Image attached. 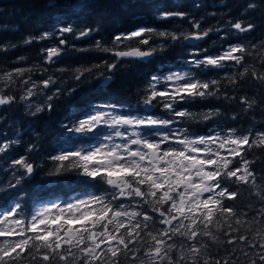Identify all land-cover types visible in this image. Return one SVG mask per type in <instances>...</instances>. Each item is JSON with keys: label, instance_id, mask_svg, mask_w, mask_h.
Instances as JSON below:
<instances>
[{"label": "trees", "instance_id": "trees-1", "mask_svg": "<svg viewBox=\"0 0 264 264\" xmlns=\"http://www.w3.org/2000/svg\"><path fill=\"white\" fill-rule=\"evenodd\" d=\"M197 3L199 7L195 6ZM162 12H183L187 13V18L157 19ZM192 20L201 22L198 31H207L206 37L195 45L183 40L173 42L169 38L164 50H159L164 38L157 33L187 37L197 31L190 23ZM237 21L244 27L252 24V30L228 35L222 40L225 33L216 29ZM61 26L74 29L72 33L64 34L66 45H60L58 34L39 39L44 32L52 33ZM141 27L153 30L146 38L150 37V43L157 48V52L143 60L120 58L118 61L115 50L130 47L151 50L139 39L125 41L118 46L113 44L116 35ZM88 28L94 30L92 35L78 39V33ZM232 32L236 30L232 29ZM30 38H33L32 42L27 43ZM240 44L246 46L241 64L226 61L223 68L203 71L193 67L192 73L197 79L217 81V85L212 87L216 95L177 104L176 110L186 111L188 115L178 118L179 123L175 127L187 131L189 136L206 135L212 129H236L237 136H243L252 130L250 143L252 139L257 143L251 148L241 146L240 157L233 159L231 165L234 169H241L238 175H244L243 161L247 160L246 171L251 176L246 181L236 178H225L223 181L224 187L237 193L234 199L223 198L224 206L231 207L236 215L225 221V216L217 213L215 220L218 224L208 227L216 238L213 239L212 235L200 236L195 245L202 249L196 257L198 264H206V261L213 264L217 261L220 264H252L258 260L257 253L264 252V248L260 247L264 245V144H259L255 135L264 132V0H0V97L14 98L11 103L0 105V143L15 139L20 141L19 145L13 144L9 151L0 154V189L8 188L12 176L11 171L3 169L11 164V160L25 156L28 163L35 165V172L14 190L16 195L23 196L24 216L40 203H61L71 201L73 197L86 198L90 193L101 195L111 191V186L99 180L84 182L77 179L78 173L73 170L62 176L55 175L59 162L51 157L59 154L58 149L77 150L74 146L95 142L91 135H67L62 125L78 121L92 103L116 101L136 105L143 101L150 78L154 74L162 76L177 69L189 59L194 47L202 50V59L205 54L215 57L230 46ZM51 45L61 47L63 51L53 62H47L43 50ZM107 64H117L115 71L108 72ZM18 69L24 70L22 75L16 74ZM87 70H91L90 75L77 84L75 76ZM100 73L111 76V83L100 87L97 79ZM50 77L57 83L45 89L42 81ZM29 79L38 86L33 89L31 97L27 96V90L32 84H25ZM58 87H63L65 91L52 99L53 107L49 111L46 106L48 97ZM72 88L76 91L71 96L67 95V90ZM42 105L43 110L37 112L36 109ZM209 113L211 116L206 119ZM152 114L163 119L174 118V114L170 115L161 104L154 105ZM30 144H35L36 150L28 152ZM12 194L0 191V206L9 201ZM148 199L151 201L150 196ZM119 205H125L126 211L140 212L141 221L145 212L153 215L155 224L149 232L142 233V241L131 245L133 251L139 250V259L134 260L129 254L127 257L120 255L118 261H113L109 253L101 264H152L145 257L147 248L143 245L150 242L149 233L162 232L166 226L160 224L158 213L153 214L152 205L140 202L139 198L131 202L120 199L113 210L119 211ZM124 222L127 223V219ZM93 230L103 231V228ZM30 236L34 234L25 231L23 238ZM239 236H245L247 242L240 241ZM233 237L235 242L229 243ZM20 238L19 233L0 236V248H6L7 243ZM168 243L173 246L170 255L174 262L193 264L194 254L190 251L193 244L186 237L177 234ZM49 251L26 249L12 264H45L42 257ZM59 255H66V252L53 256L51 264H64ZM75 255L78 257L80 254L75 252ZM67 264H81V261L70 259ZM162 264H168V260L165 259Z\"/></svg>", "mask_w": 264, "mask_h": 264}, {"label": "snow or ice", "instance_id": "snow-or-ice-1", "mask_svg": "<svg viewBox=\"0 0 264 264\" xmlns=\"http://www.w3.org/2000/svg\"><path fill=\"white\" fill-rule=\"evenodd\" d=\"M195 6L200 5L197 3ZM174 17L184 19L187 18V13L162 12L157 19ZM190 23L197 31L187 37L168 32L157 33L164 38L159 50H164L169 38L173 42L183 40L184 43L195 45L208 35L207 31L203 33L198 31L200 21L192 20ZM252 28V24L244 27L237 21L229 22L216 31L225 33L221 37L223 40L228 35L246 33ZM232 29L236 32L233 33ZM73 31L71 26H61L52 33L44 32L39 39L43 40L58 34L59 43L64 46L66 45L64 34ZM93 31L91 28L82 30L77 38L89 37ZM152 31L141 27L130 33L116 35L113 38V44L116 46L125 41L139 39L143 45L151 49L135 48L129 51H117L114 55L118 61L120 58L143 60L153 56L157 48L152 47L150 37L146 38ZM32 39L30 38L27 43H31ZM97 46L99 47V42ZM43 51L46 52L47 62H53L63 49L53 46ZM201 51L198 47H194L189 59L183 61L175 71H169L164 76L154 74L149 80L146 98L136 105L116 101L92 103L78 121L71 125H62L67 135L81 137L91 135L95 138V142L74 146L77 150L63 147L58 149L59 154L51 157L53 161L59 162L55 175L62 176L65 172L73 170L78 173L77 179L84 182L99 180L111 186V191L101 195L90 193L86 198L77 197L74 201L49 202L47 206L40 207L31 215L26 228H20L23 220L17 217L24 215L23 196L16 195L14 190L20 188L22 180L34 174L35 165L28 163L25 156L11 160V164L3 169L5 172H12L8 188L0 191L13 194L9 201L0 206V236L19 233L21 238L7 243L6 248H0V264H12L21 253L32 248L50 250L42 257L45 264H51L53 256L64 252L66 255H59V260L64 264L70 259H79L81 264H101L109 253L113 261H118L120 255L127 257L129 254L134 260L139 259V250L133 251L131 245L142 241L144 239L142 233L149 232L153 227L155 224L153 215L145 212L141 221L140 212L126 211L125 205H119V211L113 210L118 200L127 199L131 202L137 198L140 202L151 204L153 214L158 213L160 224L166 226L162 232L149 233L151 240L143 245L147 248L146 259L152 264H162L165 259L168 260V264H177L170 255L173 246L168 241L179 234L193 244L190 249L194 254L193 264H198L196 257L202 249L195 245L200 236L212 235L208 227L218 224L215 220L217 213L225 216V221L236 215L231 207H225L223 204V198L234 199L237 195L223 186L224 179L236 178L246 181L251 176V173L246 171L249 163L247 160L243 161L245 174L238 175L241 169L231 167L233 159L240 157L241 146L251 148L257 143L255 139L250 143L252 130H249V134L237 136L236 129L227 132L212 129L206 136L189 138L187 131L175 127L179 123L178 118L188 115L186 111H177V104L190 103L197 97L216 95L212 87L217 85V81L205 82L197 79L192 73L193 67L203 71L209 68H223L226 61L241 64L246 46L242 44L230 46L221 55L214 57L205 54L202 59ZM106 67L108 72H113L117 64H107ZM23 71L18 69L16 74L22 75ZM90 72L91 70H87L78 73L75 76L77 84L83 81L86 75H90ZM97 79L101 82L100 87L111 83V76L106 73H100ZM9 81L11 82V74ZM56 83L57 81L51 77L42 81L45 89ZM25 84H32L27 90V96H33V89L38 86L31 79L25 81ZM64 91L63 87H58L53 95L48 97L46 106L49 111L53 107L52 99ZM75 91V88L68 89L66 94L71 96ZM13 99L0 97V105L9 104ZM244 102H247L246 99ZM155 104H161L170 115L174 114V118L163 119L153 115ZM43 107V105L38 107L36 111H42ZM210 116L211 113L206 119ZM255 135L259 138V144H264V132ZM19 143L18 139L0 143V154L9 151L13 144L19 145ZM221 149H226L232 159L222 156ZM34 150L36 145L30 144L27 151ZM13 180L15 183H12ZM205 194H207L206 198ZM149 196L151 201L148 199ZM128 206L130 207L131 203ZM125 219L127 223L124 222ZM13 225L17 226L15 230ZM97 227H102L103 231L93 230ZM25 231L33 233L34 236L23 238ZM212 238L216 237L212 235ZM239 240L247 242L245 236H239ZM234 242L235 237L229 240V243ZM260 247L264 248V245ZM75 252H79L80 255L77 257ZM257 256L258 260H254L252 264H264V252L257 253ZM183 259L182 255L181 261ZM206 264L213 262L206 261ZM215 264L220 262L217 261Z\"/></svg>", "mask_w": 264, "mask_h": 264}, {"label": "rangeland", "instance_id": "rangeland-1", "mask_svg": "<svg viewBox=\"0 0 264 264\" xmlns=\"http://www.w3.org/2000/svg\"><path fill=\"white\" fill-rule=\"evenodd\" d=\"M80 1V0H79ZM133 31H135V30H133ZM54 45H51L50 47H53ZM176 70V69H175ZM175 70H172V71H175ZM166 74H168V73H166ZM165 74V75H166ZM162 76H164V75H162ZM221 130H223L224 132H227V131H229V129H221ZM219 131V130H218ZM208 134H210V133H208ZM208 134H206V135H208ZM205 135V136H206ZM196 136H200V135H190L189 136V138H192V137H196ZM234 147V146H233ZM220 153H221V155L222 156H225V157H228L229 159H231V157L228 155V151L226 150V149H221L220 150ZM234 169V168H233ZM75 198H77V197H73V199L71 200V201H74L75 200ZM47 204L48 203H46V204H37V205H35V206H33L32 207V209H31V211L26 215V216H22V217H17L18 219H22L23 220V224L21 225V226H19L20 228H26L27 227V222L31 219V215L32 214H35L38 210H39V208L40 207H42V206H47ZM17 226H15V225H13V230H15V228H16ZM13 236V235H12ZM4 237H9V236H4ZM13 239V238H12Z\"/></svg>", "mask_w": 264, "mask_h": 264}, {"label": "water", "instance_id": "water-1", "mask_svg": "<svg viewBox=\"0 0 264 264\" xmlns=\"http://www.w3.org/2000/svg\"><path fill=\"white\" fill-rule=\"evenodd\" d=\"M135 48H137V47H130V48H127V49H119V50H115L114 53L117 52V51H129V50L135 49Z\"/></svg>", "mask_w": 264, "mask_h": 264}]
</instances>
